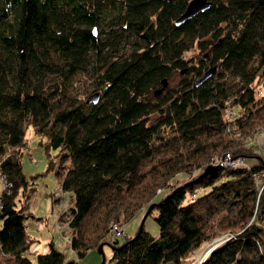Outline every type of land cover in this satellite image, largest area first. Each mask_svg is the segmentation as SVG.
<instances>
[{"label":"trees","instance_id":"1","mask_svg":"<svg viewBox=\"0 0 264 264\" xmlns=\"http://www.w3.org/2000/svg\"><path fill=\"white\" fill-rule=\"evenodd\" d=\"M190 1L0 0V264H77L53 240L36 260L27 254L29 125L59 149L49 165L71 200L78 257L147 202L159 234L141 225L113 236L115 264H264V157L253 141L264 125V0H209L177 24ZM85 75L97 102L82 96Z\"/></svg>","mask_w":264,"mask_h":264},{"label":"rangeland","instance_id":"2","mask_svg":"<svg viewBox=\"0 0 264 264\" xmlns=\"http://www.w3.org/2000/svg\"><path fill=\"white\" fill-rule=\"evenodd\" d=\"M200 56L201 55H198L196 60H198ZM90 81L91 77L88 75L81 76L77 81L81 91H84L82 95L84 98L93 92ZM178 81L179 74L175 73V75L169 79V87H172ZM233 134L237 136L238 133L233 132ZM262 135L264 134H260L254 138L253 141L255 147L262 151L260 154L264 157V136ZM25 138L26 144L22 153V167L28 179L26 189L28 193V210L32 212V214L27 216L25 222L30 236L35 239L27 250V254L32 259L36 260L38 253L46 252L50 248L49 243L53 240L55 245L66 251L69 257H74L77 264H115L111 259L112 247L109 244V242L114 240L111 225L117 224L124 230V234L119 237L120 242L127 236L136 234L141 225L151 234H159L160 228L155 219L157 211L154 210L152 213H148L150 206L146 209L147 202H145L143 207L129 221L121 224L113 220L109 224L110 229L104 237V240L107 241L105 244L88 250L83 257L75 255V252L70 249L69 240L72 232L66 222L71 200L68 193L60 188L58 177L54 169L49 165V160H53L56 165L58 164L59 149L55 147H50V149H48V135L37 133L33 125L27 127ZM48 150H50V154H48ZM230 160L234 159L226 157L225 162L230 163ZM258 161H260L259 156H248L245 160L247 164H255ZM184 176H186L185 173L176 175V177ZM173 181L169 179L168 182ZM168 188V184L165 187H158L153 199H159ZM3 190L4 182L0 178V195ZM145 192L146 198H149L153 189ZM140 195L141 194H139V198H141ZM55 198H58L59 201L57 199L55 200ZM228 234L230 233H222L213 238L212 241L204 246V252L206 253L211 250L215 243L221 242L226 236H229ZM100 247L102 248L100 249Z\"/></svg>","mask_w":264,"mask_h":264},{"label":"water","instance_id":"3","mask_svg":"<svg viewBox=\"0 0 264 264\" xmlns=\"http://www.w3.org/2000/svg\"><path fill=\"white\" fill-rule=\"evenodd\" d=\"M210 4L209 0H191L189 2V4L187 5V8L185 10V12L177 19L176 23L180 24L183 21H185L186 19L192 17L193 15L197 14L199 11H202L204 9H206L208 7V5ZM219 67V64H215L213 66H211L205 73L204 75L198 80V82H202L204 80H206L207 78H209L215 71L216 69ZM168 84V80L167 78H163L162 79V86L158 89L155 90V94H159ZM99 99V94L98 93H94L92 95L89 96L88 100L89 101H94L97 102ZM211 169H214V166H209L207 168L206 172H210ZM153 205H151L149 207V210L152 208ZM221 242H217L214 244V246H212V249L214 247H217ZM102 247H100L101 249ZM211 249V250H212Z\"/></svg>","mask_w":264,"mask_h":264},{"label":"built area","instance_id":"4","mask_svg":"<svg viewBox=\"0 0 264 264\" xmlns=\"http://www.w3.org/2000/svg\"><path fill=\"white\" fill-rule=\"evenodd\" d=\"M262 93V92H261ZM233 116H235L234 112H233ZM237 116V115H236ZM264 133V125L261 129V133ZM233 163H235V161H233ZM112 231H113V236L117 237V236H121L122 234H124V230L121 229V227H119L117 224H113L111 225ZM204 252H202L200 255H198L197 257L201 256ZM182 264H191L188 261L183 262Z\"/></svg>","mask_w":264,"mask_h":264},{"label":"bare ground","instance_id":"5","mask_svg":"<svg viewBox=\"0 0 264 264\" xmlns=\"http://www.w3.org/2000/svg\"><path fill=\"white\" fill-rule=\"evenodd\" d=\"M164 90H165V89H164ZM231 123H232V122H231ZM230 161H231V162H230V164H231V163H233L234 160H230ZM119 237H120V236H117L116 238H119ZM70 240H71V239H70ZM70 240H69V245H70ZM70 248H71V247H70ZM210 251H211V250H209V251L206 252V253L208 254ZM206 253H205V254H206ZM207 254H206V255H207Z\"/></svg>","mask_w":264,"mask_h":264},{"label":"crops","instance_id":"6","mask_svg":"<svg viewBox=\"0 0 264 264\" xmlns=\"http://www.w3.org/2000/svg\"><path fill=\"white\" fill-rule=\"evenodd\" d=\"M264 134V133H263ZM262 136H264V135H262ZM261 151V150H260ZM262 152V151H261Z\"/></svg>","mask_w":264,"mask_h":264}]
</instances>
